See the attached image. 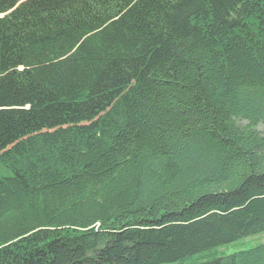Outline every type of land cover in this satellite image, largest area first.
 <instances>
[{
	"label": "trees",
	"instance_id": "obj_1",
	"mask_svg": "<svg viewBox=\"0 0 264 264\" xmlns=\"http://www.w3.org/2000/svg\"><path fill=\"white\" fill-rule=\"evenodd\" d=\"M260 125L264 0H0V264H178L264 233Z\"/></svg>",
	"mask_w": 264,
	"mask_h": 264
},
{
	"label": "rangeland",
	"instance_id": "obj_2",
	"mask_svg": "<svg viewBox=\"0 0 264 264\" xmlns=\"http://www.w3.org/2000/svg\"><path fill=\"white\" fill-rule=\"evenodd\" d=\"M258 128L264 131V125H260ZM9 175H10V172L7 169H0V178L9 177ZM261 243H264V233H260L253 237L238 240L234 243L222 246L218 249L212 250L205 254L190 257L178 264H187V263L196 264V263L212 260V259L219 258L222 256H227V255H230L236 252L248 250Z\"/></svg>",
	"mask_w": 264,
	"mask_h": 264
}]
</instances>
